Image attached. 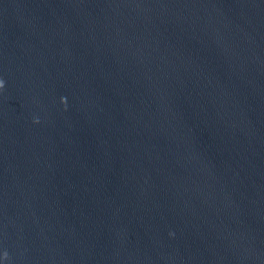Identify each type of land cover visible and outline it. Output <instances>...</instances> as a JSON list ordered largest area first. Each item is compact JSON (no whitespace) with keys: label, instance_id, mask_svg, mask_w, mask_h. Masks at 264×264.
Here are the masks:
<instances>
[{"label":"water","instance_id":"95a60500","mask_svg":"<svg viewBox=\"0 0 264 264\" xmlns=\"http://www.w3.org/2000/svg\"><path fill=\"white\" fill-rule=\"evenodd\" d=\"M0 264H264V0H0Z\"/></svg>","mask_w":264,"mask_h":264}]
</instances>
